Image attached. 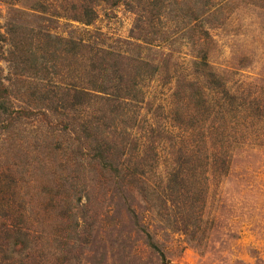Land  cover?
Instances as JSON below:
<instances>
[{"label": "rangeland", "instance_id": "1", "mask_svg": "<svg viewBox=\"0 0 264 264\" xmlns=\"http://www.w3.org/2000/svg\"><path fill=\"white\" fill-rule=\"evenodd\" d=\"M71 1L0 0V264H264V0Z\"/></svg>", "mask_w": 264, "mask_h": 264}, {"label": "trees", "instance_id": "2", "mask_svg": "<svg viewBox=\"0 0 264 264\" xmlns=\"http://www.w3.org/2000/svg\"><path fill=\"white\" fill-rule=\"evenodd\" d=\"M132 1L134 2L135 0H114V2H112V6H117L121 3H125L127 6L131 5ZM111 3L108 0H72L70 2V5L68 6V13L69 16H67L69 19L79 22V23H83L85 25H92L94 23V21L96 20L98 14L96 11V6L100 3ZM131 2V3H130ZM137 7H139L138 9L136 8H132V10L135 11V13L137 14V19L138 21H142L144 18H146V12L147 10L144 7H141L140 4L137 5ZM63 10V7H62ZM146 11V12H145ZM69 44L71 46H73L74 49H77L80 45V43L78 44V42L71 40L69 41ZM102 93H107L106 90L101 91ZM9 114H10V118L12 119L11 116H13L12 114H15L14 111H10L9 110ZM12 113V114H11ZM18 113V112H16Z\"/></svg>", "mask_w": 264, "mask_h": 264}]
</instances>
